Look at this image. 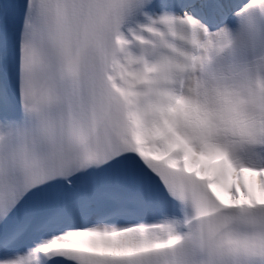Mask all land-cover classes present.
Instances as JSON below:
<instances>
[{
  "label": "snow or ice",
  "instance_id": "obj_1",
  "mask_svg": "<svg viewBox=\"0 0 264 264\" xmlns=\"http://www.w3.org/2000/svg\"><path fill=\"white\" fill-rule=\"evenodd\" d=\"M0 264H264V0H0Z\"/></svg>",
  "mask_w": 264,
  "mask_h": 264
}]
</instances>
